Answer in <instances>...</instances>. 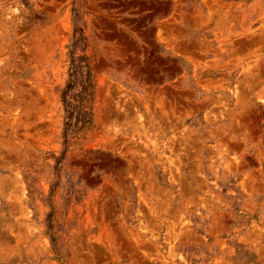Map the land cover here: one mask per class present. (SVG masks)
I'll return each instance as SVG.
<instances>
[{
    "label": "rangeland",
    "instance_id": "1",
    "mask_svg": "<svg viewBox=\"0 0 264 264\" xmlns=\"http://www.w3.org/2000/svg\"><path fill=\"white\" fill-rule=\"evenodd\" d=\"M0 264H264V0H0Z\"/></svg>",
    "mask_w": 264,
    "mask_h": 264
}]
</instances>
